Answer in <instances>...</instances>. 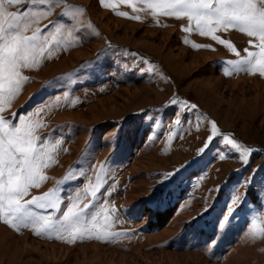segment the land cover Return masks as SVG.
Returning a JSON list of instances; mask_svg holds the SVG:
<instances>
[{
    "label": "rangeland",
    "instance_id": "obj_1",
    "mask_svg": "<svg viewBox=\"0 0 264 264\" xmlns=\"http://www.w3.org/2000/svg\"><path fill=\"white\" fill-rule=\"evenodd\" d=\"M155 2L8 7L28 8L27 36L55 22L38 34L31 67L20 69L27 80L0 101V115L23 119L43 148L46 179L37 178L21 202L54 192L60 204L47 212L29 205L53 218L43 235L0 214V264H264V75L228 63L258 52L249 45L258 37L220 27L214 34L238 57L201 35L194 20L148 7ZM172 100L197 109L165 107ZM178 109L187 117L179 124ZM213 122L220 135L197 156ZM224 135L259 151L244 166ZM98 185L95 220L85 218L91 231L81 238L60 230L63 212L90 203ZM236 197L241 204L231 203Z\"/></svg>",
    "mask_w": 264,
    "mask_h": 264
},
{
    "label": "snow or ice",
    "instance_id": "obj_2",
    "mask_svg": "<svg viewBox=\"0 0 264 264\" xmlns=\"http://www.w3.org/2000/svg\"><path fill=\"white\" fill-rule=\"evenodd\" d=\"M259 2L261 7H258L253 0H156L155 3H150L148 7L158 10L159 14L163 16L183 15L189 21L194 20L201 35L211 34L212 40L227 47L238 57L240 52L237 51L236 47L214 33L220 27L225 30L239 27L249 37H258V43L255 45L249 41L250 46L259 49L258 52L246 50V57L228 61V63L233 69L237 70L241 68V65L259 68L261 75H264V0H259ZM21 3L43 5L48 3V0H0V101L10 99L18 93L22 80H27L26 77H21L20 69L31 67L29 63L30 53L36 47L35 42L38 39V34L55 25V22H50L49 25L45 26V29L36 28L31 36L24 35V32L28 30V24L31 22L28 8L8 11L9 6H16ZM100 3L104 7L109 6L104 3V0H100ZM77 11L82 10L78 9ZM117 14L127 15L123 12ZM156 14L157 12L154 11L153 15ZM60 15L67 16V13L62 12ZM135 18L138 19V17ZM59 19L60 17H57V20ZM67 23H71V21L69 20ZM41 52H43V48H41ZM172 105H187L193 111L197 109L196 104H188V102L180 100H172L165 107ZM13 116L15 117L16 114L14 113ZM174 117L177 124L181 122V117L187 120L186 114L179 109ZM17 119L19 124H14L10 122L11 118L0 115V214L5 217L4 223H11L14 228L18 225L32 226L36 235H43L51 230L53 218L51 215H42L33 211L29 205L47 212L49 209L59 210L60 200L54 192H49L42 196L33 197L32 200L21 202L28 189L36 186L35 181L37 178L41 181L46 179V177L40 175V169L41 167H47V165L44 163L43 148L36 143L37 137L34 130L28 128L23 119L19 117ZM219 135L217 125L213 122L211 133L198 150L197 156L208 150ZM221 142L226 147L230 146L231 150L239 153L244 166L247 165L250 154L259 151L256 148L245 147L237 140L230 139L228 135H224ZM218 158L223 160L225 155L218 154ZM179 170L176 169L167 178L175 175ZM249 182L245 181L246 187ZM217 191H219V187ZM99 194L100 186L98 185L97 189L91 193L92 201L85 204L83 208H78L76 203H72L67 211L62 214L59 225L60 230L69 231L73 236L79 235L81 238L84 237L85 232L91 231L87 227L85 218L90 216L95 220L93 215L95 197ZM76 198L79 199V196ZM242 201L240 197H236L231 200V203L241 204ZM208 208H205L204 211H207ZM233 211V208H228L225 221ZM220 227H224V221L221 222ZM109 236L110 234L105 233L96 238L105 240ZM209 251H211V248H209Z\"/></svg>",
    "mask_w": 264,
    "mask_h": 264
}]
</instances>
